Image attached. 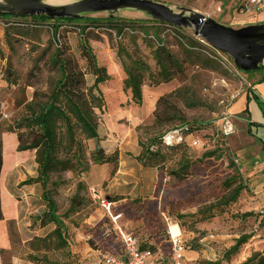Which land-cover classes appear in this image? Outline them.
Segmentation results:
<instances>
[{"label": "rangeland", "instance_id": "1", "mask_svg": "<svg viewBox=\"0 0 264 264\" xmlns=\"http://www.w3.org/2000/svg\"><path fill=\"white\" fill-rule=\"evenodd\" d=\"M75 1L47 0L54 5ZM152 1L170 5L177 12L181 8L192 9L234 28L264 23L250 14L237 13L238 0ZM222 1L225 8L220 13L217 8ZM86 15L105 18L109 14ZM114 17L140 23L134 32L126 31L121 37L110 26H96L84 18L55 22L0 15V132L4 149L0 264H103L99 251L104 248L106 218L90 200L88 186H95L115 202L117 209L124 212L127 229L137 232L143 244L167 246L169 228L178 225L185 246L190 248L187 257L199 264H240L254 252H263L264 185L259 197L250 181L249 169L242 173L236 164L235 158L244 160L242 150H238V135L221 142L217 135H211L215 129L196 128L193 132L204 142L202 147L192 146L188 134L185 142L163 153V163L156 166L147 165L141 153L153 138L182 125L215 122L225 108L235 116V133L239 134L246 123L242 109L251 90L249 83L257 84L263 79L264 67L242 71L230 55L201 41L193 29L182 28L181 38L178 30L159 29L141 11L122 9ZM54 26H58L56 35ZM146 33L162 39L182 61L183 70L167 83L154 85L159 68L154 47L144 38ZM120 46L127 54H140L151 67L145 74L141 102L132 99L127 87L123 59L118 54ZM123 58L128 60L127 55ZM59 81L82 103L100 136L99 140L85 142L92 170L54 173L48 184L66 223V250L71 255L33 249L35 239L47 236L55 224L39 220L38 215L46 209L42 185L24 183L37 176L36 151H17L18 134L8 131V126L23 112L21 104L29 102L35 90L48 93ZM259 97L264 101V87L260 88ZM259 108L251 103L252 119L264 115L260 105ZM251 145L246 139L241 148L252 150L256 144L253 148ZM97 146L107 154H117L118 160L114 164H94L91 154ZM211 150L214 155L204 157ZM187 161L191 164L188 174L178 180L172 172ZM261 172L254 176L261 177ZM240 183L244 189L237 201L215 208L213 218L196 222L195 217H177L216 204ZM246 212L253 215L246 216ZM243 233L252 235L249 242L238 254L227 257L226 251Z\"/></svg>", "mask_w": 264, "mask_h": 264}, {"label": "trees", "instance_id": "2", "mask_svg": "<svg viewBox=\"0 0 264 264\" xmlns=\"http://www.w3.org/2000/svg\"><path fill=\"white\" fill-rule=\"evenodd\" d=\"M4 16L12 15L5 14ZM32 17L35 19H51L46 15H35ZM83 18L87 22L94 23L96 26L106 24L110 26V28L115 29L117 35L121 37L126 33V31L134 32L136 29L135 27L140 23L138 21H121L110 15L105 18H92L86 15ZM52 20L59 22L61 20L74 19L66 17L61 19L55 18ZM149 20L152 21L153 25H157L159 29L161 27L173 28L178 30V34L181 38L184 36L182 33L183 27L151 18H149ZM53 30L54 35H56L58 26H54ZM145 35L146 37L144 38L148 42L150 41L151 45L154 47L153 56L159 68L158 78L155 79L154 85L171 81L179 71L183 70L181 64L182 61L167 48L162 39L157 36H151L147 33ZM190 42H193V40L191 39ZM135 45V49L139 48L137 43ZM187 45L191 47L190 44L187 43ZM118 54L123 59L122 62L126 73V84L130 89L132 99L137 102H141L143 99L142 87L145 82V74L151 71V67L140 54H127V52H124V48L122 46L119 47ZM125 55L128 56V60L123 58ZM263 81L264 77L258 83H262ZM258 103L264 114V101L259 99ZM21 105H23V112L14 124L8 126V131L18 134L17 151H36V162L38 164L37 176L25 180L24 183L42 185L46 209L40 213L38 217L42 223L55 224L54 230H52L45 237L36 238L32 246L35 251L57 250L71 255L70 250H66V247L69 245L66 223L58 213V205L51 197L48 184L50 182L51 175L54 173L71 171L73 173L80 174L88 172L91 165L90 159L87 157L85 142L91 139L99 140L100 136L96 125L85 114L82 103L77 101L65 87V83H61L60 81L57 82L48 93H40L38 90H35L32 99ZM247 111L248 108L244 110V112ZM211 123L212 122L197 124L194 122L188 125L193 129H196L210 127L209 125H211ZM161 137L162 136L153 138L148 144L146 150L141 153V158L147 165L156 166L162 164V160L164 159L163 153L170 151L173 148L172 147L166 150L161 147L157 151L151 150L152 145H160ZM217 137V139L221 142L225 141L222 137ZM3 153V140L0 132V176L4 165ZM213 155V150L204 153V157H211ZM91 159L94 164H114L118 160V155L115 153L107 154L101 146H97L91 154ZM190 166L191 164L188 161L182 163L177 170H173L172 174L178 180H183L187 176ZM79 185L82 186L83 184ZM243 189L244 186L241 183L237 184L231 188L228 195L222 197L216 204H210V206L200 208L194 214H178L177 217H195L196 222L211 219L215 216V208L225 207L233 202H236ZM245 215L251 216L253 215V212H246ZM135 233L137 234V232ZM137 236L139 238L138 234ZM251 236V234L247 233L241 234L235 240V243L226 251V256L231 257L232 255L238 254L242 246L249 242ZM139 242L141 250H150L155 254L159 253L157 255L160 260L165 257L166 246H155L154 244L146 245L141 242L140 238ZM103 246H109V241L105 237ZM107 247L102 250L107 249ZM186 248L190 250V248ZM31 257L34 260L38 259L35 256ZM240 264H264V251L254 252Z\"/></svg>", "mask_w": 264, "mask_h": 264}, {"label": "water", "instance_id": "3", "mask_svg": "<svg viewBox=\"0 0 264 264\" xmlns=\"http://www.w3.org/2000/svg\"><path fill=\"white\" fill-rule=\"evenodd\" d=\"M122 9H135L154 20L193 29L210 46L230 55L242 71L257 70L264 64V23L234 28L195 10L181 8L177 12L170 5L152 0H77L62 5L47 0H0V15H46L51 19L77 20L99 12L114 16Z\"/></svg>", "mask_w": 264, "mask_h": 264}, {"label": "built area", "instance_id": "4", "mask_svg": "<svg viewBox=\"0 0 264 264\" xmlns=\"http://www.w3.org/2000/svg\"><path fill=\"white\" fill-rule=\"evenodd\" d=\"M224 8L225 4L222 1L217 10L223 13ZM236 12L239 14H250L251 16L260 18V21L264 22V0H238ZM200 39L208 44L202 38ZM249 86L254 92L252 82L249 83ZM209 128L215 129L211 135H217L226 140L236 131L235 116L230 112L229 108H225L220 118L212 122ZM194 130L195 128L193 129L188 124L182 125L180 128L162 136L160 145H152L151 150L157 151L161 147L166 150L170 149L174 145L185 142L188 134L192 138L190 142L192 146L202 147L204 142L193 132ZM206 143L209 144L210 140H207ZM235 162L243 173L244 169L242 168L240 158H235ZM88 194L92 202L103 210L104 217L106 218L104 237L109 241V246H106L107 249L99 251L103 264H199L197 260L187 257L188 249L181 238V234L175 236L172 233L171 227L168 230L169 239L164 258L160 260L157 255L159 253L155 254L150 250H141L137 234L127 229L123 221L124 213L117 209L115 202L109 200L95 186H89ZM261 211L264 212V210Z\"/></svg>", "mask_w": 264, "mask_h": 264}, {"label": "crops", "instance_id": "5", "mask_svg": "<svg viewBox=\"0 0 264 264\" xmlns=\"http://www.w3.org/2000/svg\"><path fill=\"white\" fill-rule=\"evenodd\" d=\"M254 92L252 93L249 91V94L247 95V98H244L246 100V107L242 109L243 119L246 120V123L241 126V131H239V134H233L239 136V141L236 139L237 142H239L238 147L239 151L242 150V155L244 157V160L240 158L242 166L244 167V171L246 169H249V177L250 181L253 185V188H255V192L258 194L259 197H261L262 192V186L264 185V115H262V118L260 117L258 119H252L251 117V103H254L255 107L259 108L258 100L259 97V90L261 87H264V81L262 83H254ZM253 97H250V96ZM248 108L247 112H244V110ZM260 109V108H259ZM235 126L237 127V122L235 120ZM247 130V131H246ZM245 131L248 133L247 136H245ZM230 136V137H231ZM249 141L252 143L253 148L254 144L255 147L251 150H246L245 148H241V145L244 144V140ZM240 154V152H239ZM93 169V166L91 167ZM90 169V170H92ZM258 171L261 172V177L254 176L255 173H258ZM120 171H118L119 173ZM107 177V176H106ZM105 179V177H104ZM262 202V201H261ZM259 203V202H258ZM74 253H78L77 250L74 249ZM190 253V252H189ZM187 253L188 255H190ZM191 257V256H190Z\"/></svg>", "mask_w": 264, "mask_h": 264}, {"label": "bare ground", "instance_id": "6", "mask_svg": "<svg viewBox=\"0 0 264 264\" xmlns=\"http://www.w3.org/2000/svg\"><path fill=\"white\" fill-rule=\"evenodd\" d=\"M171 230L175 236L181 233V230L178 225H172Z\"/></svg>", "mask_w": 264, "mask_h": 264}]
</instances>
